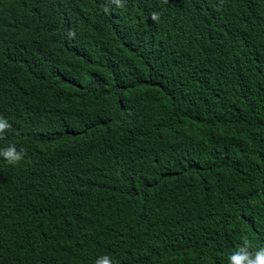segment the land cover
Wrapping results in <instances>:
<instances>
[{
  "label": "trees",
  "instance_id": "obj_1",
  "mask_svg": "<svg viewBox=\"0 0 264 264\" xmlns=\"http://www.w3.org/2000/svg\"><path fill=\"white\" fill-rule=\"evenodd\" d=\"M121 5L0 0V264L264 247V0Z\"/></svg>",
  "mask_w": 264,
  "mask_h": 264
},
{
  "label": "clouds",
  "instance_id": "obj_2",
  "mask_svg": "<svg viewBox=\"0 0 264 264\" xmlns=\"http://www.w3.org/2000/svg\"><path fill=\"white\" fill-rule=\"evenodd\" d=\"M117 6L121 5V0H113ZM153 14V19H156ZM69 37L75 35L74 32L68 33ZM12 124L9 120L0 115V140L6 138V134L11 131ZM27 149H17L15 144H9L7 147L0 148V157H2L8 165L19 166L24 160ZM228 264H264V247H256L253 240L244 234L240 237V243L236 249L227 256ZM95 264H114L112 258L108 255L99 257Z\"/></svg>",
  "mask_w": 264,
  "mask_h": 264
}]
</instances>
